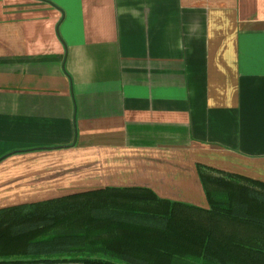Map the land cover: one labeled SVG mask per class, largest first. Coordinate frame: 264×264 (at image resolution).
<instances>
[{
  "label": "crops",
  "instance_id": "1",
  "mask_svg": "<svg viewBox=\"0 0 264 264\" xmlns=\"http://www.w3.org/2000/svg\"><path fill=\"white\" fill-rule=\"evenodd\" d=\"M200 166L264 182V0H0V208Z\"/></svg>",
  "mask_w": 264,
  "mask_h": 264
},
{
  "label": "trees",
  "instance_id": "2",
  "mask_svg": "<svg viewBox=\"0 0 264 264\" xmlns=\"http://www.w3.org/2000/svg\"><path fill=\"white\" fill-rule=\"evenodd\" d=\"M199 169L208 208L146 187L0 208V264H264V182Z\"/></svg>",
  "mask_w": 264,
  "mask_h": 264
},
{
  "label": "water",
  "instance_id": "3",
  "mask_svg": "<svg viewBox=\"0 0 264 264\" xmlns=\"http://www.w3.org/2000/svg\"><path fill=\"white\" fill-rule=\"evenodd\" d=\"M34 264H87L82 262H56V263H34Z\"/></svg>",
  "mask_w": 264,
  "mask_h": 264
}]
</instances>
